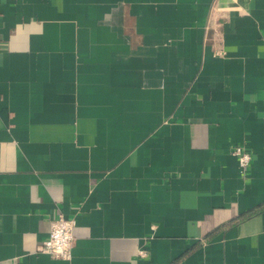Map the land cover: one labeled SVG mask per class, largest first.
Returning <instances> with one entry per match:
<instances>
[{
    "label": "crops",
    "instance_id": "obj_1",
    "mask_svg": "<svg viewBox=\"0 0 264 264\" xmlns=\"http://www.w3.org/2000/svg\"><path fill=\"white\" fill-rule=\"evenodd\" d=\"M0 264H264V0H0Z\"/></svg>",
    "mask_w": 264,
    "mask_h": 264
},
{
    "label": "built area",
    "instance_id": "obj_2",
    "mask_svg": "<svg viewBox=\"0 0 264 264\" xmlns=\"http://www.w3.org/2000/svg\"><path fill=\"white\" fill-rule=\"evenodd\" d=\"M221 53V51H217ZM231 153L237 158L238 168L242 171L250 163L251 155L241 144H234ZM74 217H66L59 213L50 220L48 235L38 244L37 250L48 253L52 257L68 260L74 241ZM140 255H145L144 249H139Z\"/></svg>",
    "mask_w": 264,
    "mask_h": 264
}]
</instances>
